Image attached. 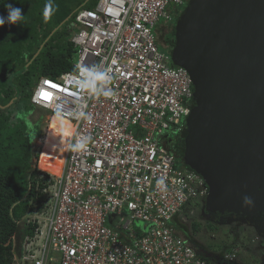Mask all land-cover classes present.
Here are the masks:
<instances>
[{
    "label": "built area",
    "instance_id": "2783aa9c",
    "mask_svg": "<svg viewBox=\"0 0 264 264\" xmlns=\"http://www.w3.org/2000/svg\"><path fill=\"white\" fill-rule=\"evenodd\" d=\"M171 4L181 0L80 9L73 69L33 88L32 105L67 120L71 134L59 176L48 174L43 210L24 218L35 225L21 245L24 264H208L172 224L204 205L208 187L177 165L170 146L193 100L187 70L169 64L153 34ZM93 67L110 79L89 84L82 70ZM84 138L81 150L69 147ZM235 245L220 264L236 261Z\"/></svg>",
    "mask_w": 264,
    "mask_h": 264
},
{
    "label": "water",
    "instance_id": "95a60500",
    "mask_svg": "<svg viewBox=\"0 0 264 264\" xmlns=\"http://www.w3.org/2000/svg\"><path fill=\"white\" fill-rule=\"evenodd\" d=\"M172 58L192 82L184 163L208 187L204 210L264 215V0H190Z\"/></svg>",
    "mask_w": 264,
    "mask_h": 264
},
{
    "label": "trees",
    "instance_id": "16d2710c",
    "mask_svg": "<svg viewBox=\"0 0 264 264\" xmlns=\"http://www.w3.org/2000/svg\"><path fill=\"white\" fill-rule=\"evenodd\" d=\"M90 1L0 0V15H7L4 6L11 3L25 16L18 24L0 27V264L14 263V239L21 243L34 234L35 225L24 218L42 211L46 201L43 190L50 177L33 163L42 118H29L36 109L32 89L42 77L56 79L73 69L75 16ZM176 163L189 169L184 159Z\"/></svg>",
    "mask_w": 264,
    "mask_h": 264
},
{
    "label": "rangeland",
    "instance_id": "374dc122",
    "mask_svg": "<svg viewBox=\"0 0 264 264\" xmlns=\"http://www.w3.org/2000/svg\"><path fill=\"white\" fill-rule=\"evenodd\" d=\"M97 1H90L88 2V6L83 7L82 9H90L93 8L96 5ZM175 8H177L175 5L171 4L169 5L167 12L169 14H174L175 13ZM166 20L160 19L159 22L155 25L153 29V34L156 39V43L158 45V48L161 52L169 56V64L172 66L180 67L177 66L174 63L177 62V59L172 60L173 52L168 51L165 47H163L162 43L164 42V23ZM159 37V38H158ZM179 62V61H178ZM177 62V63H178ZM37 84V83H36ZM35 84V85H36ZM35 87V86H34ZM33 87V88H34ZM33 91V89H32ZM51 117V112L43 109L36 108L35 111L30 115V120L32 122L37 121L39 118H42V123H41V132H40V137L38 139L34 140V147L35 151L38 152V158L36 160L33 159V163H35L36 167L38 170L41 172L47 173L50 176H55L57 172L50 171L47 172L43 170L40 166V160H41V154L43 151L45 144V139L48 133H50V127L51 123L53 122L54 118ZM50 121V122H49ZM49 131V132H48ZM45 132V134H44ZM44 136V137H43ZM43 137V141L41 143V140ZM64 137V136H63ZM55 148V149H54ZM53 150L58 153L57 158L59 159V156L61 155L62 152V147L58 146H53ZM58 167V165H57ZM41 177V176H40ZM194 207L192 206L191 208L187 209L186 213H181L180 216L178 217V223L175 224V227L177 230H179L181 234V237L190 245H192L189 241V239L195 240L199 245L206 247L209 251H211L213 254H219L222 252V254H225L228 250L229 247L234 245L233 243L235 242V239L238 241L236 242L234 248L238 250V253L236 255V260L239 261L240 264H261V255L264 254V240L256 239L255 241V233L253 230H249L248 233H243L241 228L238 230L234 231L235 235L229 232L231 228L229 226H218L204 222L200 220V218L197 216L198 211L196 212V216L191 214V217L189 218V213H191L192 209ZM32 215V213H29ZM29 215V216H30ZM109 219L112 222H115L117 218L114 216L110 215ZM184 220V221H181ZM183 224V228L181 227L180 223ZM138 226L142 227V223L138 222ZM196 225V229L193 228V226ZM188 234V235H187ZM189 236V237H187ZM253 239V240H252ZM253 241V242H252ZM14 263L13 264H24L22 260H20L21 256V245L22 242H18V240L15 238L14 239ZM241 244V245H240ZM193 246V245H192Z\"/></svg>",
    "mask_w": 264,
    "mask_h": 264
},
{
    "label": "flooded vegetation",
    "instance_id": "af4514ba",
    "mask_svg": "<svg viewBox=\"0 0 264 264\" xmlns=\"http://www.w3.org/2000/svg\"><path fill=\"white\" fill-rule=\"evenodd\" d=\"M189 1L190 0H181V4L176 6L177 8H175V13L169 14V19L166 20L163 25L164 42L162 43V45L170 52H173L175 49V31L186 10V7ZM194 106H195L194 100H192L191 111L193 110ZM187 118L185 119V122H184V129L177 136V138L172 140L170 144L171 150L173 151L175 159L178 162L184 159L185 140L188 135L187 126H186ZM182 141H183L184 147H182ZM183 148H184V151L182 150ZM197 211H198L197 216L200 218V220L207 222V223L214 224L216 225V227L229 226V228H231L229 232L232 233L233 235H235V233L233 232L238 230L239 228H241L239 230H241L243 233H248L249 230L251 229L256 234L254 240L252 239L253 241L259 238L260 240L264 239V215L262 214L258 215L257 217L242 218V217H239L233 214H228V213L220 214L218 212H215V213L206 212L204 210V205L202 204L201 206L194 207L191 213H189L188 217L190 218L191 214L192 215L194 214L196 216ZM189 241L193 245V247L196 249L198 255L202 257L203 259H205L208 264H220L218 260L222 257L223 255L222 252L219 254H213L206 247L199 245L195 240L190 238ZM236 242L238 241L235 239V242L233 244H235ZM234 263L240 264L239 261L237 260ZM261 264H264V254L261 255Z\"/></svg>",
    "mask_w": 264,
    "mask_h": 264
},
{
    "label": "bare ground",
    "instance_id": "6f19581e",
    "mask_svg": "<svg viewBox=\"0 0 264 264\" xmlns=\"http://www.w3.org/2000/svg\"><path fill=\"white\" fill-rule=\"evenodd\" d=\"M52 117L54 118V120L51 123L50 133H48L45 139L46 145L44 146L40 157L41 160L39 163L40 164L39 167H41L43 170L47 172L50 171H53V173L57 172L54 175L59 176L65 158L66 138L70 136L71 129H70V124L64 118H61L59 116H52ZM53 146L62 147V152L61 155L59 156V159L57 158L58 153H56V151L52 149ZM29 215L30 214H27V216Z\"/></svg>",
    "mask_w": 264,
    "mask_h": 264
},
{
    "label": "clouds",
    "instance_id": "9594fccd",
    "mask_svg": "<svg viewBox=\"0 0 264 264\" xmlns=\"http://www.w3.org/2000/svg\"><path fill=\"white\" fill-rule=\"evenodd\" d=\"M4 7L7 11V15H0V27L4 26L5 24H18L20 21L24 20L25 16L22 15V8L14 7L11 3H7ZM50 8V4L45 6L44 15L46 18L50 15ZM82 71L86 73L89 84H91L92 81L96 80H103L107 82L110 79L107 76L106 72L102 73L95 67L90 69H83ZM42 95H44L45 99H47L46 93H43ZM88 139L90 138H84L75 144L69 145V147L74 151H79L85 146ZM242 203L244 206H251L253 204V200L251 199V197L246 195L242 198Z\"/></svg>",
    "mask_w": 264,
    "mask_h": 264
},
{
    "label": "snow or ice",
    "instance_id": "6c2138e0",
    "mask_svg": "<svg viewBox=\"0 0 264 264\" xmlns=\"http://www.w3.org/2000/svg\"><path fill=\"white\" fill-rule=\"evenodd\" d=\"M46 94H47V99H49L50 97H49V94L47 93V92H45ZM44 96V95H43ZM45 98V97H44Z\"/></svg>",
    "mask_w": 264,
    "mask_h": 264
},
{
    "label": "crops",
    "instance_id": "0c3cea01",
    "mask_svg": "<svg viewBox=\"0 0 264 264\" xmlns=\"http://www.w3.org/2000/svg\"><path fill=\"white\" fill-rule=\"evenodd\" d=\"M172 222H173L172 224L174 225V224H175V220H174V221H172ZM178 232H180V231L178 230ZM179 235H181V234L179 233Z\"/></svg>",
    "mask_w": 264,
    "mask_h": 264
}]
</instances>
